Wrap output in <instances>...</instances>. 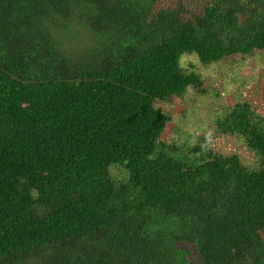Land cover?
Listing matches in <instances>:
<instances>
[{
	"label": "trees",
	"instance_id": "obj_1",
	"mask_svg": "<svg viewBox=\"0 0 264 264\" xmlns=\"http://www.w3.org/2000/svg\"><path fill=\"white\" fill-rule=\"evenodd\" d=\"M190 54L264 59V0H0V264H264V117L247 96L209 141L161 138L159 103L220 102Z\"/></svg>",
	"mask_w": 264,
	"mask_h": 264
},
{
	"label": "rangeland",
	"instance_id": "obj_2",
	"mask_svg": "<svg viewBox=\"0 0 264 264\" xmlns=\"http://www.w3.org/2000/svg\"><path fill=\"white\" fill-rule=\"evenodd\" d=\"M191 3H187L190 8ZM76 33L64 34L65 39L61 40L65 44L75 46L79 40H83L85 35L83 31ZM181 66L190 71H195L203 78V88L214 92L212 95L219 94V101L212 99L208 95H199L194 90H189L183 100H178L175 104L159 103L158 107L161 112L168 115L172 121L167 124L166 130L162 134V139L167 143L176 141L180 144H196L198 138L207 137L209 141L213 138L216 131L215 120L222 114L227 112L228 108L235 104L237 100H244L254 87L264 85V59L259 55L257 58L249 57L244 60L235 55L224 59L219 64L203 65L199 62L195 54L182 55L180 59ZM215 100V101H213ZM216 102V103H215ZM224 114V113H223ZM222 114V115H223ZM221 115V116H222ZM182 122V124L180 123ZM178 124L181 125L179 128ZM179 131V133H178ZM188 132L191 137L180 135ZM178 133V135H177ZM180 135V136H179ZM185 137V141L183 140ZM215 144L219 140L214 139ZM223 143V144H221ZM221 145L225 148L229 147L230 151H234L238 146L242 147V143L238 142L235 137H223ZM243 149V148H242ZM240 161L245 166H252L254 158L249 152L240 154Z\"/></svg>",
	"mask_w": 264,
	"mask_h": 264
},
{
	"label": "built area",
	"instance_id": "obj_3",
	"mask_svg": "<svg viewBox=\"0 0 264 264\" xmlns=\"http://www.w3.org/2000/svg\"><path fill=\"white\" fill-rule=\"evenodd\" d=\"M248 101L250 102V104L252 106H254L257 109V112L264 117V85H261V87H254L253 90H251L248 94L247 97ZM223 137L219 136L215 139L219 140V143L215 142L213 144H211L213 147L215 146H219L221 143V139ZM223 144V143H221ZM227 150L229 152H234V151H230V148L227 147Z\"/></svg>",
	"mask_w": 264,
	"mask_h": 264
},
{
	"label": "clouds",
	"instance_id": "obj_4",
	"mask_svg": "<svg viewBox=\"0 0 264 264\" xmlns=\"http://www.w3.org/2000/svg\"><path fill=\"white\" fill-rule=\"evenodd\" d=\"M219 137V136H218ZM221 137H224V136H221ZM216 149L222 151V152H228L230 153L227 148H225L224 146H222L221 144L219 146H215Z\"/></svg>",
	"mask_w": 264,
	"mask_h": 264
},
{
	"label": "crops",
	"instance_id": "obj_5",
	"mask_svg": "<svg viewBox=\"0 0 264 264\" xmlns=\"http://www.w3.org/2000/svg\"><path fill=\"white\" fill-rule=\"evenodd\" d=\"M264 79V76L262 77ZM264 81V80H263Z\"/></svg>",
	"mask_w": 264,
	"mask_h": 264
}]
</instances>
